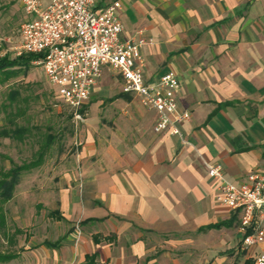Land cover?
<instances>
[{
    "label": "crops",
    "instance_id": "1",
    "mask_svg": "<svg viewBox=\"0 0 264 264\" xmlns=\"http://www.w3.org/2000/svg\"><path fill=\"white\" fill-rule=\"evenodd\" d=\"M120 1L122 39H151L137 66L147 81L174 70L191 118L156 132V110L105 67L56 187L51 213L69 227L44 235L38 264H257L264 242L241 248V211L218 202L204 159L233 183L264 170V0ZM0 8L27 18L21 0Z\"/></svg>",
    "mask_w": 264,
    "mask_h": 264
},
{
    "label": "built area",
    "instance_id": "2",
    "mask_svg": "<svg viewBox=\"0 0 264 264\" xmlns=\"http://www.w3.org/2000/svg\"><path fill=\"white\" fill-rule=\"evenodd\" d=\"M27 18L20 27L15 56L36 55L47 82L69 107L77 122L86 117L85 106L105 67L123 77L122 90L137 96L148 109L157 112L156 132L181 135V124L191 111L178 102L180 79L169 70L147 81L137 63L141 48L151 39L139 36L123 40L124 25L119 16L120 0H21ZM79 141L77 145H82ZM205 161L208 174L217 181V200L241 211V248L248 250L264 242V170L249 174L248 180L233 183L224 177L219 163ZM77 228L80 232L79 225ZM264 264V251L255 255Z\"/></svg>",
    "mask_w": 264,
    "mask_h": 264
},
{
    "label": "rangeland",
    "instance_id": "3",
    "mask_svg": "<svg viewBox=\"0 0 264 264\" xmlns=\"http://www.w3.org/2000/svg\"><path fill=\"white\" fill-rule=\"evenodd\" d=\"M22 22L16 11L0 8V57L15 55ZM12 90L20 92L14 102L9 97ZM91 114L95 117V109ZM82 123L47 82L40 65L32 64L26 73L0 83V129L25 130L0 137V170L39 162L21 173L13 198L3 204L6 223L0 229V253L17 256L0 264H38L42 246L36 247L43 243L44 235L55 237L69 227L66 223L59 227L50 213L57 206L56 187L66 182L64 169L75 167L81 149L77 143L84 141Z\"/></svg>",
    "mask_w": 264,
    "mask_h": 264
},
{
    "label": "trees",
    "instance_id": "4",
    "mask_svg": "<svg viewBox=\"0 0 264 264\" xmlns=\"http://www.w3.org/2000/svg\"><path fill=\"white\" fill-rule=\"evenodd\" d=\"M36 58V55L33 54H27L22 56H11L10 54H5L2 57H0V83L4 84L7 81H9L11 78L19 76L23 72H27L31 66L33 60ZM20 92L19 90H12L10 92V99L11 102L16 101L18 98ZM11 129L3 128L0 129V137L1 136H9L13 133L15 135L22 134L25 130H20L19 127H16L11 131ZM53 137H50L49 144L52 142ZM3 156L0 153V157ZM39 165V162L33 160L30 163H24L21 165H15L14 167L4 171V169L0 170V175L2 176L0 178V229H3V225H5V211L2 208L3 204L10 199L13 198L14 192L16 189L17 184L20 181L21 173L25 170H29L30 168ZM54 211L50 214H53ZM58 216V213H55ZM47 245L50 246H57L59 244V241L56 243H51L49 241H46ZM17 256L16 254L7 255L4 253H0V261H6L11 258H14Z\"/></svg>",
    "mask_w": 264,
    "mask_h": 264
}]
</instances>
